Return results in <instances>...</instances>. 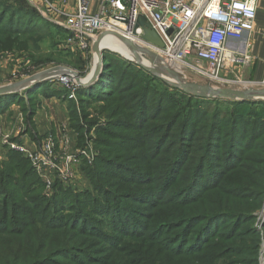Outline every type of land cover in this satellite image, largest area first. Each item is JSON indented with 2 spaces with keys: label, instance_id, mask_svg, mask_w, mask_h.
<instances>
[{
  "label": "trees",
  "instance_id": "obj_1",
  "mask_svg": "<svg viewBox=\"0 0 264 264\" xmlns=\"http://www.w3.org/2000/svg\"><path fill=\"white\" fill-rule=\"evenodd\" d=\"M49 23L28 0H0V28H4L0 34H10L18 41L36 46L41 35L47 33L46 27L51 26ZM103 56V70L98 80L87 87L75 88L81 105L103 102L100 111L108 116L110 126L125 125L136 131L137 137L126 140V145L130 143L153 154L154 160L162 163L153 167L157 171L163 170L165 163L170 174L177 168V174L182 175L190 188L188 191L196 189L190 184L198 178L200 194L181 199L185 202H167L160 184L153 178L148 188L133 192L136 201L126 202L127 208H124L114 200L118 193L106 190L108 185L97 187V193L77 192L74 185L55 177L54 194L51 199H45L42 196L45 180L28 157L11 150L3 162L5 166H0V264H45L48 256L42 255V250L35 254V243L31 244L33 241L26 230L30 221L49 226L43 227L44 231L49 229L54 233L64 227L81 236L87 235L84 229L88 231L87 226L94 223L92 232L103 237L102 242L109 243L101 244L105 251L97 257L106 260L102 264H258L261 235L254 224L255 212L264 197V102L216 99L210 103L207 98L194 97L172 86L177 95L190 98V104L179 114H175L176 108H163L160 104L156 109L151 100L154 94L146 81L157 77L117 52L105 50ZM56 82L59 85L56 88L44 82L28 93H39L41 87L45 96L63 99L64 93L72 90ZM19 98V92L1 94L0 113L6 112L11 103L20 101ZM163 100L159 96L155 103ZM153 109L157 117L150 119ZM72 113L77 123V110ZM87 163L83 162V171L85 174L91 171L96 179L94 166ZM137 165L143 170L141 173L157 176L151 167H144L140 162ZM107 166L108 160H104L101 174L108 171ZM139 176L142 177L136 170L129 179H139ZM21 195L34 204L23 207L13 204ZM145 195L147 198L142 202ZM73 200L79 203L70 204V214H62V205ZM38 203L39 207L35 208ZM152 203H156L154 208H163L166 218L156 212L151 214L149 222L140 217ZM26 207L29 210L24 213ZM91 208L97 212V221L111 223L105 227H114V233L121 229L135 234L145 226L148 229L142 239L141 236L127 237L123 244H117L119 237H106L107 234L99 232L95 219L89 221L93 214ZM167 229L169 234H164ZM159 233L163 236L155 238ZM130 240L138 241L131 243ZM121 247L126 248L119 250Z\"/></svg>",
  "mask_w": 264,
  "mask_h": 264
},
{
  "label": "rangeland",
  "instance_id": "obj_2",
  "mask_svg": "<svg viewBox=\"0 0 264 264\" xmlns=\"http://www.w3.org/2000/svg\"><path fill=\"white\" fill-rule=\"evenodd\" d=\"M30 4L34 6L31 2ZM50 15L52 19L47 20L50 22L49 24L51 26L46 27L48 29L47 33L41 35L43 37L37 42L36 46L32 44L30 45L28 42L21 40L18 41L13 35L0 34V88L22 82L36 74H43L44 72H51L60 69L77 70L79 73L82 71L84 73L83 77H88L93 73L96 67V59L92 48L86 52L79 50L74 43L75 34L64 25L62 17H60L56 11L51 12ZM10 26L13 28V23H10ZM3 30L4 28L1 27L0 31ZM133 63L144 68L135 62ZM162 63L165 67L171 66L175 78H183L187 81L193 80L201 82L202 84L209 81L211 85L216 87L234 86L236 89H246V87L259 86L250 83L257 81L253 78V74L250 72L252 69V67H250L252 65L251 61L236 65L233 72L222 73L223 78L226 79L225 81H233L236 80V78H239L242 81L237 83L210 79L203 76L198 71L192 70L188 66L180 67L179 65H170L166 61H162ZM102 70L103 66L99 76ZM154 76L157 78L146 81L147 88L154 94V97L151 99L153 107L157 109L160 104L163 108H176L175 114L181 113L184 108L188 106L187 104H190V98L182 97L180 94L177 95L176 91L171 88L173 85L169 84L159 76ZM56 81L58 80H56L55 77H47L39 82L31 84L30 86H21L22 88L16 91L20 94V101L11 103L12 105L6 110V112L0 113V124L13 136H16L17 130L21 129V133L17 135L18 139H22L24 143H27L31 147L38 146L44 141L48 134L53 133L56 142L55 152L58 156L63 154L65 150H69L71 153H77L79 150L87 149L92 159L90 160L83 157L81 161L79 160V163L75 165L77 171L75 178L70 180V182H67L74 185L77 192L90 190L97 193V187L108 185L106 187L108 192H112L113 194L118 193L114 198L115 202H120L119 206L122 204L124 208H127L126 202L132 203L136 201L137 197L133 192L137 189L142 190L148 188L149 183L153 182V178H155L157 180L156 182L161 186V191L164 194L163 196L168 198L167 202H185V200L181 201V199L200 194V182L198 178L190 184H193L196 189L188 191L187 189L190 188H187V182L182 180V175L179 173L177 174V168H173L172 174H170V169L165 163L163 165V170L157 171L156 169H153V167L159 166L162 163L161 161L154 160L153 154L148 151L146 152L143 148L132 146L130 143L126 145L124 143L126 140L137 137V135H134L136 134V131L127 129V126L125 125L121 127L110 126L108 116L100 111V107L104 104L103 102H84L81 105V102L78 100V97L74 92L75 89L73 88H70L72 90L70 93H64L63 99L60 97L45 96L44 93H42L41 87L39 88V93H28L31 91V88L35 87L37 84L41 85L44 82L49 83L51 85L50 87L56 88V86H59ZM77 86L79 85L76 84L75 88ZM182 91L186 94L193 95L194 97H201L184 90ZM159 96L163 97L164 100L159 101L160 103H155V100H158ZM203 98H207L210 103L216 99H222L223 102H225V100L242 101L240 99H229L216 96ZM244 100L264 102V99ZM74 108L79 114L77 123H75V120L73 119L72 112L75 110ZM155 111L156 110L153 111L150 119L157 117ZM168 114L170 113H166V115ZM157 123L158 122L156 121L153 124ZM103 145L109 147V149H102ZM10 151L11 150L8 147L0 149V166L2 168L5 166L3 162L9 158ZM104 160H108V166L106 167V170L108 171L101 174V163ZM164 160L167 161L166 159ZM84 161H87L88 165L94 166L92 171L97 176L96 179H94V175L91 171H86L85 174L81 167ZM138 162L144 167H151L157 176L154 177L146 173H141L143 170L137 165ZM119 166H122L124 169L118 168ZM165 166L167 167L165 168ZM34 168L37 171L35 166ZM136 170H138L142 177L139 176V179H129L131 178V173H135ZM208 171L209 170H207L206 174H208ZM38 174L40 173L38 172ZM128 175L129 177L126 178ZM150 176L152 179H150ZM185 178L187 179L188 177ZM190 185L188 187H190ZM170 186H172V189H170ZM101 189L102 187L100 190ZM99 193L100 191H98V194ZM184 193L185 196L183 197L182 194ZM53 194L54 185L49 187L45 182L42 193L43 198L51 199ZM130 197L132 198L129 199ZM146 198L147 196L145 195L143 196V199H140L142 202H145ZM173 198L175 199L173 200ZM15 200L16 202L13 204H19V206L22 207L24 205L31 206L34 204V202H29V199L27 200V198L22 195ZM78 203L79 202H74V200L72 202H67L65 205H62L61 208L64 209L60 208V212L64 215H68L71 213L72 208L70 204ZM155 204L156 203H152L149 205V208L144 209V211H146L145 213H138L140 217L144 216L145 221L149 222L151 221V214L156 212L157 215L160 213L163 218H166L162 213L163 208H154ZM38 207L39 203L35 205V208ZM28 210L29 209L26 207L24 213ZM58 210L59 209H53L55 212ZM91 212L93 214L90 215L89 221L93 220L94 222L95 219V225L99 232L101 234L102 232L107 234L106 237L110 239L112 236L119 237L117 244H123V241L127 237L141 236L142 239V236L148 229V226H145L142 228L143 231L135 233L136 235L133 233H131L132 235L124 233L121 229H119L120 232L114 233V227H105L111 225V223H104L103 221L99 222L96 220L97 212L95 208H91ZM255 214L257 218L254 226L261 235L258 249V264H264V197L261 207L255 212ZM29 225H33L34 227L29 228ZM26 227L28 235L33 241L31 244L35 243V246H33L35 254H38V250H42V255L48 256L45 259V264H82L81 261L87 264H102L106 262V260L98 259L97 256H101V252L105 251V248L102 247L101 244L108 245L109 243L102 242L101 240H103V237L95 235L92 232V230L95 229L94 223L92 226H87L90 227L88 231H85L84 229V232L87 233L85 236L78 235L74 233L73 230L64 227H60L61 229L54 233L49 229L44 231L42 228L49 226L44 225L42 222L35 223L30 221L27 223ZM162 229L158 230L164 231ZM169 232L170 229H167L164 234H169ZM162 236L163 233H159L154 237ZM136 241L138 240H130L129 242L133 243ZM125 248L126 247H121L119 250H124ZM104 257L106 258V255H104ZM239 264H241V262Z\"/></svg>",
  "mask_w": 264,
  "mask_h": 264
},
{
  "label": "built area",
  "instance_id": "obj_3",
  "mask_svg": "<svg viewBox=\"0 0 264 264\" xmlns=\"http://www.w3.org/2000/svg\"><path fill=\"white\" fill-rule=\"evenodd\" d=\"M51 0H30L46 18L56 11L64 25L75 34L74 43L82 52L91 50L97 35L110 30L127 36L158 53L164 61L180 67L188 66L203 76L223 82L237 83L223 78L222 73L233 72L236 65L250 62L252 42L247 34L257 28L260 0H75L74 10ZM143 14L162 39L159 47L142 38L144 30L136 28L138 16ZM264 35V20L262 23ZM232 40H235L233 42ZM69 88L75 89L72 75L55 77ZM264 86V79L250 82ZM0 124V149L4 147L28 157L49 187L55 177L70 182L76 176V164L83 157L92 159L88 150L71 153L65 150L58 156L55 137L48 134L44 141L31 147Z\"/></svg>",
  "mask_w": 264,
  "mask_h": 264
},
{
  "label": "water",
  "instance_id": "obj_4",
  "mask_svg": "<svg viewBox=\"0 0 264 264\" xmlns=\"http://www.w3.org/2000/svg\"><path fill=\"white\" fill-rule=\"evenodd\" d=\"M142 27L144 30V34L142 38L148 42H151L159 47H163L164 43L160 36L156 33V31L152 28L151 24L148 22L147 18L140 14L137 19L136 28ZM114 36L119 38L125 43L132 51L131 56H126L124 53L115 51L105 45L101 44V40L106 36ZM111 50L114 52L119 53L123 57L143 66L147 71L153 73L156 76L161 77L169 84L180 88L188 93L195 94L201 97H225L229 99H264V86L258 87H246V89H236L234 86H224V87H216L211 85L209 81H206L205 84H202L198 81H187L183 78H178L173 76V70L171 66L165 67L163 66L162 61L164 62L163 58L156 52L146 48L145 46L135 42L131 38L124 36L118 32L104 30L100 32L92 44V51L94 52L95 59H96V67L93 73L88 77H83L77 70L71 69H60L54 70L51 72H44L43 74H36L31 76L30 78L15 83L10 86H5L0 88V95L9 93V92H16L21 86H30L33 83L39 82L47 77H56L58 75H72L75 78L76 84L79 86H88L94 83L101 71L103 66V52L105 50ZM169 63V62H168ZM171 65V63H169ZM166 73V74H165Z\"/></svg>",
  "mask_w": 264,
  "mask_h": 264
},
{
  "label": "crops",
  "instance_id": "obj_5",
  "mask_svg": "<svg viewBox=\"0 0 264 264\" xmlns=\"http://www.w3.org/2000/svg\"><path fill=\"white\" fill-rule=\"evenodd\" d=\"M53 2L60 3L61 0H51ZM68 10H74L76 7V1L70 0L68 5H65ZM264 20V0H260L258 4V19H257V28L252 34H247L246 37H249L252 42V48H250V53L253 56L251 63L252 67L251 74L253 78L258 80L264 79V35L262 34V23ZM235 42V40H232ZM249 72V69H248Z\"/></svg>",
  "mask_w": 264,
  "mask_h": 264
},
{
  "label": "bare ground",
  "instance_id": "obj_6",
  "mask_svg": "<svg viewBox=\"0 0 264 264\" xmlns=\"http://www.w3.org/2000/svg\"><path fill=\"white\" fill-rule=\"evenodd\" d=\"M30 1V0H29ZM101 44L105 45L115 51H119L124 53L126 56H131L132 51L131 49L123 43V41L119 38H116L114 36H106L101 40Z\"/></svg>",
  "mask_w": 264,
  "mask_h": 264
}]
</instances>
